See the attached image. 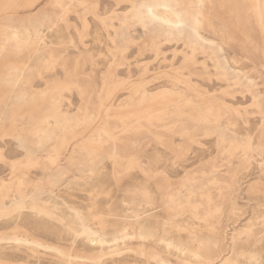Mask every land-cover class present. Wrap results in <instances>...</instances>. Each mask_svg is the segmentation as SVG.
<instances>
[{
    "label": "rangeland",
    "instance_id": "1",
    "mask_svg": "<svg viewBox=\"0 0 264 264\" xmlns=\"http://www.w3.org/2000/svg\"><path fill=\"white\" fill-rule=\"evenodd\" d=\"M0 93V264H196L194 247L264 264L248 238L264 227V0H0ZM27 154L19 191L8 165Z\"/></svg>",
    "mask_w": 264,
    "mask_h": 264
},
{
    "label": "bare ground",
    "instance_id": "2",
    "mask_svg": "<svg viewBox=\"0 0 264 264\" xmlns=\"http://www.w3.org/2000/svg\"><path fill=\"white\" fill-rule=\"evenodd\" d=\"M34 3V2H33ZM162 3H164V1L162 2ZM166 3L168 4V2L166 1ZM180 4V3H179ZM148 7H150L151 8V4H149L148 5ZM173 7V6H172ZM170 8H171V6H170ZM161 10V9H160ZM173 11H174V13H175V15H176V17H177V20L176 21H174L173 23L171 22V24L174 26H176V27H186L185 25H189V26H191L192 28H193V30H197V29H199V27H200V24H201V22H200V20L201 19H203V18H201V17H199L200 16V12H197L195 15L193 14V16H192V19H193V22L192 23H186V22H183V18H185L184 17V15H183V13H182V11L181 10H178V9H172ZM151 11V10H150ZM160 12H162V11H160ZM202 12V11H201ZM64 13V12H63ZM63 13L61 14V16H60V20L62 19V17H63ZM159 13V12H158ZM159 16V15H158ZM56 19V18H55ZM175 20V19H174ZM56 20H54V21H52L51 22V27H50V30H52L53 29V26H56L57 25V21L55 22ZM50 24V23H49ZM75 24V23H74ZM78 24V23H77ZM203 24H204V21H203ZM202 24V25H203ZM58 25H60V24H58ZM79 26V25H78ZM80 27V26H79ZM7 30H9V29H7ZM15 31V30H14ZM204 32V31H203ZM207 33V32H206ZM88 34V33H87ZM136 34V33H135ZM174 34V33H173ZM19 35V34H18ZM32 35V34H31ZM76 35V34H75ZM15 36V35H14ZM39 36H40V38H41V40L40 41H43L44 42V39L46 38V36H47V31H41L40 33H39ZM205 37V36H204ZM3 38H5V37H3ZM117 37L115 36L114 37V41H115V39H116ZM136 38V37H135ZM174 38V37H173ZM213 38V37H212ZM2 39V38H1ZM216 39V38H215ZM3 40V39H2ZM213 40V39H212ZM70 41V40H69ZM7 42V41H6ZM72 44V43H71ZM115 44H117V43H115ZM60 46H62V45H60ZM65 46V45H64ZM166 46V45H165ZM224 46V45H223ZM223 48V47H222ZM224 49V48H223ZM66 51V50H65ZM15 55V54H14ZM36 55V54H35ZM81 56V55H80ZM28 59V58H27ZM198 59V58H197ZM232 60V59H231ZM18 61V60H17ZM22 61V60H21ZM27 62V61H26ZM23 64V63H22ZM37 64V63H36ZM40 65V64H39ZM32 66V65H31ZM33 67V66H32ZM34 68H35V66H34ZM33 69V68H32ZM22 70V69H21ZM21 70H19V72L21 71ZM34 70V69H33ZM28 71V70H27ZM37 71H38V69H37ZM34 72V71H33ZM38 73V72H37ZM89 73V72H88ZM91 73V72H90ZM9 74V73H8ZM15 76V75H14ZM93 76V75H92ZM7 76H5V78H6ZM31 77V76H30ZM43 77V76H42ZM4 78V79H5ZM9 79H10V77H8ZM13 79H14V77H13ZM5 82V81H4ZM7 83H8V81H7ZM6 84V83H5ZM252 84V83H251ZM74 85V84H73ZM72 85V86H73ZM67 87L68 86H64L63 88L65 89H67ZM94 87V86H93ZM96 87V86H95ZM9 88V87H8ZM7 90H9V89H7ZM94 90V89H93ZM134 90L135 89H133L132 90V92H134ZM73 91V90H72ZM74 92V91H73ZM4 94V93H3ZM3 94H1L0 93V96H2ZM17 94V93H16ZM80 94L82 95L83 94V92H81L80 91ZM107 95H108V93H107ZM17 96V95H16ZM133 96V95H132ZM135 96V95H134ZM3 97V96H2ZM19 97H21V95L19 96ZM18 97V98H19ZM107 98H108V96H103V97H101L100 99H99V101H98V104H97V106H96V113L97 114H100L101 116L102 115H104L103 113H104V111L106 110V111H108V114H109V112H110V110H109V107L106 105V101H107ZM263 98V97H262ZM98 99V98H97ZM190 99V98H189ZM9 102V101H8ZM14 102V101H13ZM143 103V102H142ZM2 103L0 102V105H1ZM64 105V104H63ZM68 105H70V104H68ZM72 106V105H71ZM206 107V106H205ZM63 108V107H62ZM3 109V108H2ZM66 109V108H65ZM68 109V108H67ZM62 110V109H61ZM173 110V109H172ZM207 110H209V111H211V107L209 106L208 107V109ZM105 111V112H106ZM176 111H178V109L176 110ZM62 112V111H61ZM144 113H147L146 111L144 112L143 111V114ZM97 114H95V115H97ZM210 114V113H209ZM213 114H214V112H213ZM217 114V113H216ZM264 114V113H263ZM180 115V114H179ZM193 115V114H192ZM127 116H129L130 118H133V119H138V118H141V117H143V116H141V114H138L136 111H132V112H130L129 113V115H127ZM173 116V115H172ZM181 116V115H180ZM100 117V116H99ZM164 117H166V116H164ZM186 117V116H185ZM213 117V116H212ZM56 118V117H55ZM55 118H53V119H55ZM163 118V117H162ZM167 118V117H166ZM171 118V117H170ZM209 118H211V117H209ZM108 119V118H107ZM168 119V118H167ZM186 119V118H185ZM217 119H219V117L217 118ZM213 120V119H212ZM206 121V120H205ZM220 121V120H219ZM49 122V121H48ZM47 122V123H48ZM138 122V121H137ZM205 124V123H204ZM207 124V123H206ZM214 124V123H213ZM212 125V124H211ZM210 125V126H211ZM219 125H221V123L219 124ZM105 126H106V123L105 122H103V125L101 126V128H100V130H98V133H100V132H105L106 130H105ZM44 127V126H43ZM131 128V127H130ZM179 128V127H178ZM222 128V127H221ZM41 129V128H40ZM174 130H175V128H173ZM39 130V129H38ZM49 130V129H48ZM180 130V129H179ZM44 131V130H43ZM186 131L187 132H189V133H191V130H187L186 129ZM236 131V130H235ZM49 132V131H48ZM210 132V131H209ZM264 132V131H263ZM223 133H225V132H223ZM227 133V132H226ZM262 133V132H261ZM20 134V133H19ZM49 134V133H48ZM222 134V133H221ZM251 134V133H250ZM101 135V134H100ZM259 135V134H258ZM96 136V135H95ZM264 136V134H262L261 135V137H263ZM100 137V136H99ZM224 137V136H223ZM228 137H229V135H228ZM95 138V137H94ZM101 138V137H100ZM103 138H105V136L103 137ZM172 138V137H171ZM230 138V137H229ZM186 139V138H185ZM252 139V138H251ZM93 140V139H92ZM97 140V139H96ZM108 140V139H107ZM115 140V139H114ZM89 141H91V140H89ZM94 141V140H93ZM99 141V140H98ZM106 141V140H105ZM110 141V140H109ZM108 141V142H109ZM32 142V141H31ZM114 142V141H113ZM260 142V141H259ZM264 142V141H263ZM111 143V142H110ZM115 143V142H114ZM258 143V142H257ZM30 144V143H29ZM109 144V143H108ZM227 144V143H226ZM31 145V144H30ZM91 144L88 142L87 143V145L85 146V147H87V146H90ZM223 145V144H222ZM232 145H234V144H232ZM258 145V144H257ZM260 145V144H259ZM262 145V144H261ZM110 147H111V144L109 145ZM114 146V145H113ZM263 146V145H262ZM45 147H47V146H45ZM44 147V148H45ZM92 147V146H91ZM118 147V146H117ZM221 147V146H220ZM113 148V147H112ZM230 148V147H229ZM248 148V147H247ZM246 148V149H247ZM260 148H262L261 146H260ZM38 149V148H37ZM42 149V148H41ZM40 149V150H41ZM115 149V148H114ZM162 149V148H161ZM250 149H252V150H254L255 149V147H251ZM89 150V149H88ZM109 150H111V149H109ZM236 151H237V149H235ZM240 150V149H239ZM249 150V149H248ZM247 150V151H248ZM36 151V150H35ZM105 151H107V150H105ZM111 151H113V150H111ZM118 151V150H117ZM250 151V150H249ZM257 151H259V150H257ZM121 152V151H120ZM88 153V152H87ZM113 153V152H112ZM111 153V154H112ZM169 153V152H168ZM225 153V152H224ZM249 152H247V154H248ZM258 153V152H257ZM264 153V152H263ZM100 154V153H99ZM230 154V153H229ZM235 154H236V152H235ZM259 154H260V151H259ZM82 155V154H81ZM102 155V154H101ZM197 155V154H196ZM233 155V154H232ZM99 156V155H98ZM113 156H115V157H117L118 155L117 154H115V153H113ZM259 156V155H258ZM25 157H26V161L25 162H21V163H15V162H13V163H10L9 165H8V168L10 169V171H11V181H12V183L10 184V187H11V185H13L14 187H15V189H17V190H19V191H21V186H22V182L21 183H18L17 181H19L20 180V177H19V174L18 173H21V174H24L25 173V166H26V164H34V163H36V161H34V159H35V157H34V155L33 154H27V155H25ZM45 157H46V155H45ZM49 159H52L53 161L51 162V163H53L54 162V158L56 157V155H55V153H49ZM119 157V156H118ZM232 157V156H231ZM228 158V157H227ZM233 158V157H232ZM231 158V159H232ZM234 159V158H233ZM7 160V159H6ZM100 160V159H99ZM159 160V159H158ZM227 160V159H226ZM101 161V160H100ZM233 161V160H232ZM46 162V161H45ZM99 162V161H98ZM228 162H229V160H228ZM48 163V162H47ZM231 163V162H230ZM227 164H229V163H227ZM264 164V163H263ZM1 165V164H0ZM48 165V164H47ZM80 165V164H79ZM240 165V164H239ZM77 166V165H76ZM114 166V165H113ZM213 167L214 166H212V168L211 169H213ZM209 168V167H208ZM262 168V167H261ZM3 169V168H2ZM116 169H117V167H116ZM210 169V170H211ZM215 169V168H214ZM148 170V169H147ZM218 170V169H217ZM262 170H263V172H264V168H262ZM114 171V170H113ZM118 171H119V168H118ZM123 171V170H122ZM150 171V170H149ZM209 171V170H208ZM215 171V170H214ZM260 171V170H259ZM37 172V171H36ZM84 172H85V177L83 178V177H80V178H77V180L79 179H81V180H86L87 179V185L89 186H93V185H91L90 184V182H88V179H93L94 177H95V175L97 174V172H98V169H96L94 166H91V167H88V168H86L85 170H84ZM128 172V171H127ZM142 172H144V171H142ZM100 174V173H99ZM123 174H125V173H123ZM141 174V173H140ZM150 174V173H149ZM156 174V173H155ZM154 174V175H155ZM214 174V173H213ZM114 175H115V173H114ZM128 175V174H127ZM147 175V174H146ZM63 176V175H62ZM156 176V175H155ZM218 176V175H217ZM238 176V175H237ZM237 176H236V178H237ZM145 177V176H144ZM150 177V176H149ZM157 177V176H156ZM166 177V176H165ZM210 177V176H209ZM219 177V176H218ZM242 177V176H241ZM115 178V177H114ZM122 178V177H121ZM120 178V179H121ZM167 178V177H166ZM76 179V178H75ZM142 179H143V177H142ZM155 179V178H154ZM153 179V180H154ZM169 179V178H168ZM206 179V178H205ZM207 179H208V177H207ZM241 179V178H240ZM23 180V179H22ZM67 180V179H66ZM229 180V179H228ZM231 180V179H230ZM242 180V179H241ZM21 181V180H20ZM237 181V180H236ZM92 182V181H91ZM156 182V181H155ZM185 182H187V181H185ZM198 182V181H197ZM204 182V181H203ZM202 182V183H203ZM234 182V181H233ZM241 182V181H240ZM259 182V181H258ZM80 183V182H79ZM160 183V182H159ZM192 183V182H191ZM199 183V182H198ZM205 183V182H204ZM208 183V182H207ZM210 183V182H209ZM231 183V182H230ZM259 183H261V181L259 182ZM162 184H163V182H162ZM171 184V183H170ZM220 184L221 185H223L221 182H220ZM236 184V183H235ZM255 184V183H254ZM140 185V184H139ZM194 185V184H193ZM199 185H201L200 183H199ZM218 185V184H217ZM233 185V184H232ZM256 185V184H255ZM143 186V185H142ZM147 186V185H146ZM189 186V185H188ZM187 186V187H188ZM235 186V185H234ZM258 186V185H257ZM256 186V187H257ZM9 186H8V184H4V183H2V182H0V191L1 190H3V189H6V188H8ZM197 187V186H196ZM207 187V186H206ZM222 187V186H221ZM226 187V186H225ZM236 187V186H235ZM249 187V186H248ZM12 188V187H11ZM145 188V187H144ZM147 188V187H146ZM155 188H156V186H155ZM173 188V187H172ZM177 188V187H176ZM182 188V187H181ZM208 188V187H207ZM227 188V187H226ZM225 188V189H226ZM234 188V187H233ZM232 188V189H233ZM263 188V187H262ZM148 189V188H147ZM157 189V188H156ZM166 189V188H165ZM174 189V188H173ZM179 189V188H178ZM230 189V188H229ZM149 190V189H148ZM162 190V189H161ZM167 190V189H166ZM165 190V191H166ZM183 190V189H182ZM194 190V189H193ZM209 190V189H208ZM247 190V189H246ZM264 190V189H263ZM160 191V190H159ZM170 191V190H169ZM195 191V190H194ZM201 191V190H200ZM226 191V190H225ZM229 191V190H228ZM234 191V190H233ZM252 191V190H251ZM255 191V190H254ZM177 192V191H176ZM182 192V191H181ZM197 192V191H196ZM202 192V191H201ZM211 192V191H210ZM227 192V191H226ZM230 192V191H229ZM263 192V191H262ZM22 193V192H21ZM167 193V192H166ZM197 193H199V192H197ZM213 193V192H212ZM256 193V192H255ZM126 194V193H125ZM170 194H171V191H170ZM174 194V193H173ZM185 194H187V193H185ZM199 194H201V193H199ZM262 194V193H261ZM20 195H22V194H20ZM169 195V194H168ZM183 195V194H182ZM206 195V194H205ZM209 195V194H208ZM140 196V195H139ZM192 196V195H191ZM197 196V195H196ZM201 196V195H200ZM203 196H204V194H203ZM232 196V195H231ZM264 196V195H263ZM24 197H26V196H24ZM167 197V196H166ZM172 197V196H171ZM182 197V196H181ZM199 197V196H198ZM210 197V196H209ZM208 197V198H209ZM228 197V196H227ZM152 198V197H151ZM196 198V197H195ZM157 199V198H156ZM174 199H176V198H174ZM194 199V198H193ZM193 199H191V200H193ZM147 200V199H146ZM162 200V199H161ZM177 200V199H176ZM200 200H202V199H200ZM203 200H205V199H203ZM219 200V199H218ZM217 200V201H218ZM227 200H229V199H227ZM40 201H42V203L43 204H46L47 205V203L48 202H46V200H45V198H40ZM184 201V200H183ZM195 201V200H194ZM224 201V200H223ZM255 201V200H254ZM20 202V205L18 206L19 208H23V199H21V201H19ZM106 202V201H105ZM206 202V201H205ZM216 202V201H215ZM231 206L232 205H235V203H234V200L232 199L231 201ZM159 203V202H158ZM202 203V202H201ZM227 203H229V201H227ZM40 204V203H39ZM176 204V203H175ZM161 205V204H160ZM171 205V204H170ZM185 205V204H184ZM205 205V204H204ZM229 205V204H228ZM47 206H49V205H47ZM164 206V205H163ZM189 206V205H188ZM193 206V205H192ZM206 206V205H205ZM223 206V205H222ZM241 206V205H240ZM51 207V206H50ZM49 207V208H50ZM54 207V206H53ZM100 207V206H99ZM104 207V206H103ZM137 207V206H136ZM165 207V206H164ZM177 207V206H176ZM195 206H193V208H194ZM200 207V206H199ZM186 208V207H185ZM191 208V207H190ZM201 208V207H200ZM211 208V207H210ZM224 208V207H223ZM73 210H74V213L76 214V218H77V222L81 225V227H82V232H84V233H87V231H88V233H90V236L88 237V242H90V244H93V243H95V242H98V239L96 238V236H95V232H93L87 225H86V223H85V221L83 220V217L80 215V212L77 210V209H75V208H72ZM176 209V208H175ZM187 209V208H186ZM221 209V208H220ZM23 210V209H22ZM56 210V209H55ZM162 210V209H161ZM168 210V209H167ZM182 210V209H181ZM193 210V209H192ZM200 210V209H199ZM199 210H198V212H199ZM224 210V209H223ZM188 211V210H187ZM202 211V210H201ZM200 211V212H201ZM207 211V210H206ZM0 212H3V213H0V217L1 216H5L6 215V212L4 211V209H0ZM29 212V211H28ZM167 212V211H166ZM172 212H174V211H172ZM197 212V211H196ZM170 213V212H169ZM182 213V212H181ZM184 213V212H183ZM206 213V212H205ZM218 213H220V212H218ZM218 213H217V215H218ZM167 214V213H166ZM192 214V213H191ZM221 214V213H220ZM185 215V214H184ZM212 215V214H211ZM168 216H169V214H168ZM179 216V215H178ZM183 216V215H182ZM195 216V219H197V222H198V220H200L201 219V217H199V216H196V215H194ZM214 216V215H213ZM220 216V215H219ZM172 217V216H171ZM181 217V216H180ZM179 217V218H180ZM215 217V216H214ZM230 217V216H229ZM203 218V217H202ZM192 219H194L193 217H192ZM192 219H190L191 221H192ZM194 219V220H195ZM204 219V218H203ZM210 219V221H211V218H209ZM264 219V218H263ZM69 220V219H68ZM171 220V219H170ZM186 220V219H185ZM189 220V219H188ZM47 221V220H46ZM50 221V220H49ZM167 221V220H166ZM173 221V220H172ZM196 221V220H195ZM203 221V220H202ZM201 221V222H202ZM220 221H222L221 219H220ZM258 221V220H257ZM256 221V222H257ZM52 222V221H51ZM201 224V223H200ZM262 224V223H261ZM260 224V225H261ZM203 225V224H202ZM198 226H200V225H197V223H196V228H199ZM206 226H202V229L203 228H205ZM208 227H209V225H208ZM219 227V226H218ZM19 228V227H18ZM217 228V227H216ZM201 229V228H200ZM208 229V228H207ZM211 229V228H210ZM209 229V233H210V231H212V230H210ZM215 230V229H214ZM206 231V230H205ZM182 232V231H181ZM215 232V231H214ZM30 233V232H29ZM122 233V232H121ZM211 234H213V232L211 233ZM216 234V233H215ZM209 235V234H208ZM262 235V236H261ZM264 235V227L262 228V230H259V231H253V230H250V233H249V236H248V238H251V241L249 242L250 243V245H252V246H257V244H258V241L260 240L259 239V237H264L263 236ZM33 236V235H32ZM211 236H213V235H211ZM240 236L239 235H237V234H235V233H232L231 232V234H230V236H229V241H230V244H231V252H235V255H234V257H240V256H244V255H249V256H251V254L254 252V251H251V250H246L243 246H239L238 248H234V246H235V242H236V240L239 238ZM59 238V237H58ZM58 238H57V240H58ZM200 239V238H199ZM259 239V240H258ZM215 240V239H214ZM249 240V239H248ZM247 240V241H248ZM158 241V240H157ZM87 242V243H88ZM198 242V241H197ZM214 242V241H213ZM212 242V243H213ZM39 243V242H38ZM185 243V242H184ZM202 243V241L200 242V244ZM40 244V243H39ZM207 244V243H206ZM215 244V243H214ZM177 245V244H176ZM211 245V244H210ZM66 246V245H65ZM101 246V245H100ZM208 246V245H207ZM212 246H213V244H212ZM216 246V245H215ZM249 246V245H248ZM55 248H57V247H55ZM210 248V247H209ZM216 248V247H215ZM61 249V248H60ZM200 249V248H199ZM197 247H194V248H191V249H189V251L191 252V254L195 257V258H197V263L196 264H210L212 261L214 262L217 258H218V256L219 255H214V254H212V256H210V257H206V256H204L203 255V253L202 252H200V250H199ZM212 249V248H211ZM214 249V248H213ZM165 250V249H164ZM183 250V249H182ZM261 250V249H260ZM216 251V250H215ZM227 251V250H226ZM64 252V251H63ZM69 252V251H68ZM210 252V251H209ZM223 252V251H222ZM44 253V252H43ZM65 253V252H64ZM206 253H208V251L207 252H205V254ZM211 253H212V251H211ZM228 253V252H227ZM258 253V252H257ZM68 254V253H67ZM209 254V253H208ZM223 254V253H222ZM35 255V254H34ZM126 255V254H125ZM232 256V255H231ZM68 257V256H67ZM219 259V258H218ZM41 262V261H40ZM235 263V260H233V259H231L229 256H225L224 258H223V260L221 261V263L220 264H234ZM215 264V263H214Z\"/></svg>",
    "mask_w": 264,
    "mask_h": 264
},
{
    "label": "crops",
    "instance_id": "3",
    "mask_svg": "<svg viewBox=\"0 0 264 264\" xmlns=\"http://www.w3.org/2000/svg\"><path fill=\"white\" fill-rule=\"evenodd\" d=\"M54 20H56V21L60 20V15H59L58 17H56V19H53V21H54ZM54 27H55V26H53V28H54ZM116 39H117V38H116ZM42 76H43V75H41V76H38V75H37L36 77H38V78H42Z\"/></svg>",
    "mask_w": 264,
    "mask_h": 264
},
{
    "label": "snow or ice",
    "instance_id": "4",
    "mask_svg": "<svg viewBox=\"0 0 264 264\" xmlns=\"http://www.w3.org/2000/svg\"><path fill=\"white\" fill-rule=\"evenodd\" d=\"M262 167H264V165H262Z\"/></svg>",
    "mask_w": 264,
    "mask_h": 264
}]
</instances>
